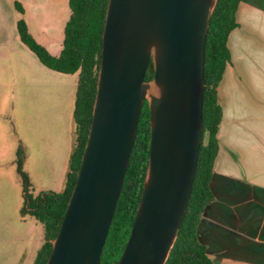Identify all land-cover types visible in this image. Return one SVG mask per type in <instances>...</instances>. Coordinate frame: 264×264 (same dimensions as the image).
Returning a JSON list of instances; mask_svg holds the SVG:
<instances>
[{"label": "water", "instance_id": "obj_1", "mask_svg": "<svg viewBox=\"0 0 264 264\" xmlns=\"http://www.w3.org/2000/svg\"><path fill=\"white\" fill-rule=\"evenodd\" d=\"M215 2L106 1L86 137L44 264H98L144 100L149 111L145 171L114 264H164L201 140L203 44Z\"/></svg>", "mask_w": 264, "mask_h": 264}, {"label": "crops", "instance_id": "obj_2", "mask_svg": "<svg viewBox=\"0 0 264 264\" xmlns=\"http://www.w3.org/2000/svg\"><path fill=\"white\" fill-rule=\"evenodd\" d=\"M10 8L14 23L22 17L43 46L61 44L65 20L56 37L40 22L49 12L68 16L67 0H0V14L3 9L9 15ZM234 19L226 38L229 61L217 85L221 113L209 177L212 198L195 232L213 264H264V0H239ZM7 67L14 85L30 77L36 87L13 92L16 101L10 106L0 99V264H32L43 227L19 212L15 151L17 146L23 151L22 169L33 194L63 188L74 145L77 73L49 69L31 56Z\"/></svg>", "mask_w": 264, "mask_h": 264}, {"label": "trees", "instance_id": "obj_3", "mask_svg": "<svg viewBox=\"0 0 264 264\" xmlns=\"http://www.w3.org/2000/svg\"><path fill=\"white\" fill-rule=\"evenodd\" d=\"M106 1L67 0L69 13L63 24L57 54L49 53L34 39L22 17L15 21L19 40L43 65L63 73H77L72 108L74 145L69 155L63 188L60 191L40 190L33 194L29 179L22 169L23 151L20 146H17L15 151V169L20 179L22 198L19 212L32 215L43 227V242L37 249L32 264H44L75 179L90 120ZM238 1L216 0L208 19L203 44L201 140L185 209L164 264H213L206 255L203 244L197 239L195 228L203 208L212 198L209 177L217 149V127L221 113L217 100V85L229 61L226 38L229 30L235 25L234 11ZM13 4L19 12L22 11L17 1ZM150 63L149 59L148 64ZM150 76L151 73L146 69L144 77ZM148 113V106L144 100L140 107L121 189L99 253L98 264H114L129 233L148 153Z\"/></svg>", "mask_w": 264, "mask_h": 264}, {"label": "rangeland", "instance_id": "obj_4", "mask_svg": "<svg viewBox=\"0 0 264 264\" xmlns=\"http://www.w3.org/2000/svg\"><path fill=\"white\" fill-rule=\"evenodd\" d=\"M3 6L4 4H2V7ZM9 13L10 16L5 10L2 9V13L0 14V86L1 88H3L0 94V99L3 98L4 102L8 106L12 105L16 101L15 98L12 97L13 92L16 94L19 90L23 92V90L25 91L32 88V86H35L34 80L30 77H27L28 79H26L25 83L23 82L22 84L21 82H16L14 85L13 79L8 71V64H10V62L12 61H22L23 63H25L28 56L37 58L35 54L24 43H22L17 36L15 23L13 21L14 15H16V13L11 8ZM66 17L67 15L63 16L62 18V16H56L49 12L44 14V17L40 23L47 25L48 30H45L46 33L56 37L57 33L61 31L62 23L66 19ZM46 47V50L52 54V51L53 53H56L57 49L60 47V44L54 43L53 46H48L47 44ZM15 64H18V66H20V63L18 62H15ZM2 71L5 72L2 74ZM66 78L67 77H63V81ZM1 120L2 116L0 114V121Z\"/></svg>", "mask_w": 264, "mask_h": 264}]
</instances>
